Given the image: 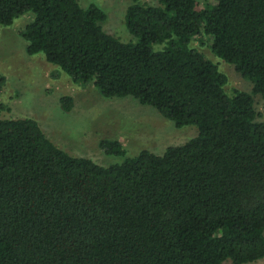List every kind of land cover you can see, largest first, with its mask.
<instances>
[{
	"label": "trees",
	"instance_id": "1",
	"mask_svg": "<svg viewBox=\"0 0 264 264\" xmlns=\"http://www.w3.org/2000/svg\"><path fill=\"white\" fill-rule=\"evenodd\" d=\"M131 0L123 42L94 2L0 0V25L30 13L20 35L74 83L133 97L197 134L100 165L52 142L37 120L0 119V264H247L264 257V0ZM211 1V2H210ZM252 84L227 75L192 45ZM166 43L154 50V44ZM204 43V41H202ZM70 111L73 97L60 98ZM106 154L126 155L103 138Z\"/></svg>",
	"mask_w": 264,
	"mask_h": 264
},
{
	"label": "rangeland",
	"instance_id": "2",
	"mask_svg": "<svg viewBox=\"0 0 264 264\" xmlns=\"http://www.w3.org/2000/svg\"><path fill=\"white\" fill-rule=\"evenodd\" d=\"M149 3L152 0H145ZM206 0H198L203 7ZM83 7L94 2L107 18L100 22L103 29L123 42L136 41L128 30L125 14L131 0H79ZM211 2V1H210ZM154 3V2H153ZM31 19L25 13L11 25H0V119L30 117L39 123L45 135L73 156L88 157L108 166L121 163L147 149L162 154L169 145L181 144L194 137L195 125L177 127L155 108L143 105L133 97H103L92 83H74L69 75L48 62L43 53L29 55L27 42L20 35ZM209 40L197 36L192 45L215 62L228 77L226 90L251 91L252 84L235 67L213 54ZM204 41V43H202ZM166 43L154 44V50ZM73 97L70 111L63 109L60 98ZM255 106L264 121V99L255 95ZM103 138L120 141L125 156L106 154L99 147ZM223 264H232L229 260ZM247 264H264V257Z\"/></svg>",
	"mask_w": 264,
	"mask_h": 264
}]
</instances>
